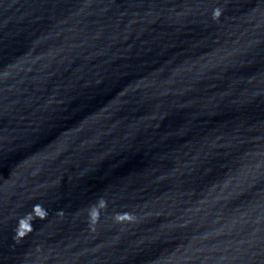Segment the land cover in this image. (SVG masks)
I'll return each mask as SVG.
<instances>
[{
  "label": "water",
  "instance_id": "1",
  "mask_svg": "<svg viewBox=\"0 0 264 264\" xmlns=\"http://www.w3.org/2000/svg\"><path fill=\"white\" fill-rule=\"evenodd\" d=\"M0 264H264V0H0Z\"/></svg>",
  "mask_w": 264,
  "mask_h": 264
}]
</instances>
